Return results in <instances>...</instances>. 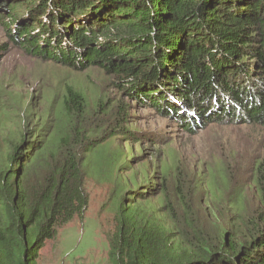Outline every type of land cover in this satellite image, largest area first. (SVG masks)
Segmentation results:
<instances>
[{
	"label": "trees",
	"instance_id": "trees-1",
	"mask_svg": "<svg viewBox=\"0 0 264 264\" xmlns=\"http://www.w3.org/2000/svg\"><path fill=\"white\" fill-rule=\"evenodd\" d=\"M16 1L40 3L8 30L30 55L125 79L131 96L167 110L191 134L232 121L264 128V0ZM36 27L43 32L33 36ZM6 50L0 46V54ZM92 102L69 86L53 99L47 138L26 142L24 131L0 142V264H37L59 228L83 219L89 156L113 114L106 100ZM115 121L122 125L119 113ZM210 171V210L151 211L136 194L133 203L121 199L112 264H264V149L254 169L256 207L242 187L231 188L225 165ZM173 172L166 164L165 178ZM227 216L233 236L199 220L218 218L226 228Z\"/></svg>",
	"mask_w": 264,
	"mask_h": 264
},
{
	"label": "rangeland",
	"instance_id": "rangeland-1",
	"mask_svg": "<svg viewBox=\"0 0 264 264\" xmlns=\"http://www.w3.org/2000/svg\"><path fill=\"white\" fill-rule=\"evenodd\" d=\"M39 6L40 3L32 6L21 5L16 0H0V46L7 45V50L0 54L1 144H7L5 136L24 131L26 142L47 138L52 125L49 116L53 99L61 97L69 86L88 97L91 103L99 97L106 100L113 114L105 120L107 128L100 138L104 140L101 147L89 156L85 180L89 204L83 219L76 217L59 228L57 237L40 250L37 264H112L111 239L117 230V207L121 199L126 204L133 203L129 200L135 194L142 200L141 205L151 211L165 210V205L174 210H210L214 205L207 189L214 184L212 166L225 165L231 188L242 187L251 207L259 204L254 169L263 156V127L232 121L208 125L191 134L167 110L131 96L125 79L98 67L79 72L62 63L30 55L12 43L8 30L11 27L14 31L12 20L23 18L28 10L36 13ZM41 22L45 24L44 16ZM43 26L50 30L48 23ZM41 32L37 30L33 36ZM43 43L41 39L39 44ZM18 100H21L20 108L13 112L10 107L14 101L17 105ZM118 113L122 125L115 121ZM166 164L174 171L169 178H165ZM219 182L220 179L216 185ZM229 217L223 219L226 228L218 218L213 223L209 222L212 218L199 220L208 230L213 228L225 236H233ZM216 221L218 225L214 227Z\"/></svg>",
	"mask_w": 264,
	"mask_h": 264
}]
</instances>
